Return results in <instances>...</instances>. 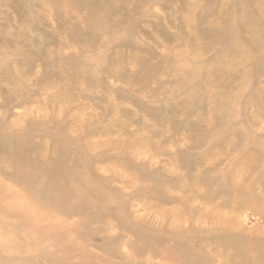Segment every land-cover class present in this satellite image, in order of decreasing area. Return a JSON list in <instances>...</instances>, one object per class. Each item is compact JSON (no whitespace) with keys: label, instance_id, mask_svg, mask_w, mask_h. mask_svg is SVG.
<instances>
[{"label":"rangeland","instance_id":"obj_1","mask_svg":"<svg viewBox=\"0 0 264 264\" xmlns=\"http://www.w3.org/2000/svg\"><path fill=\"white\" fill-rule=\"evenodd\" d=\"M0 264H264V0H0Z\"/></svg>","mask_w":264,"mask_h":264},{"label":"bare ground","instance_id":"obj_2","mask_svg":"<svg viewBox=\"0 0 264 264\" xmlns=\"http://www.w3.org/2000/svg\"><path fill=\"white\" fill-rule=\"evenodd\" d=\"M180 67V66H179Z\"/></svg>","mask_w":264,"mask_h":264}]
</instances>
